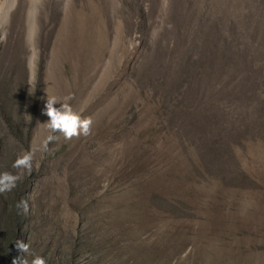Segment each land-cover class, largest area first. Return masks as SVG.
Here are the masks:
<instances>
[{"label": "rangeland", "instance_id": "rangeland-1", "mask_svg": "<svg viewBox=\"0 0 264 264\" xmlns=\"http://www.w3.org/2000/svg\"><path fill=\"white\" fill-rule=\"evenodd\" d=\"M29 1L15 0L0 27V174L19 177L16 208H29L19 217L29 253L18 256L28 264L37 256L46 264H264V66L244 83L260 91L247 99L252 138L235 151L219 146L234 179L191 172L193 146L173 135L149 90L173 83L170 55L163 46L155 53L161 35L178 44L199 27L198 49H215L214 65L230 73L252 59L264 65V0ZM167 49L181 61L191 52ZM193 60L199 76L206 66ZM51 98L91 118L92 134L53 133L44 114ZM189 132L198 145L199 127ZM25 153L30 171L14 167ZM8 194H0V233Z\"/></svg>", "mask_w": 264, "mask_h": 264}, {"label": "trees", "instance_id": "trees-1", "mask_svg": "<svg viewBox=\"0 0 264 264\" xmlns=\"http://www.w3.org/2000/svg\"><path fill=\"white\" fill-rule=\"evenodd\" d=\"M202 34L198 27L189 32V38L185 42L178 44L172 35H161V42H158L154 49L156 53V50L163 46L162 55H170L173 68L168 78L172 79L173 83L165 87H156V90L149 89L150 99L162 108L160 117L166 120L167 127H170L173 135L178 134L179 140L185 143L187 141L193 146L196 152L193 160L196 161L192 160L193 166L189 165V168L195 176L210 178L232 174L228 177L234 179L236 169H230V159L219 149V146L226 142L229 149L235 151L245 140L252 138L250 136L253 127L248 126L252 112L248 110L247 99L249 93L259 94L260 91L250 92L251 89L246 88L247 85L245 86L244 83L254 82L264 65L253 66L252 59V62L246 66L241 64L240 71L230 73L227 71L228 65H214L215 49L214 52L198 49ZM141 46H144V41L141 42ZM168 46H176L177 49L182 46L190 49L191 52L184 61H181L178 56L172 57L167 49ZM156 54L159 58V53ZM194 58L199 60L200 66H206V68L200 67L199 76L190 73L191 69L196 68ZM161 65L167 67V73L170 72L168 63ZM178 95L179 98L176 99ZM200 111V121L192 118ZM191 120L199 125L191 127ZM195 127H199L198 145L189 132L190 128L194 130ZM20 195L21 189L15 188L9 192L4 203L8 218L0 233V264H12L13 259L19 257L15 242L20 238L19 217L21 216L16 208Z\"/></svg>", "mask_w": 264, "mask_h": 264}, {"label": "clouds", "instance_id": "clouds-1", "mask_svg": "<svg viewBox=\"0 0 264 264\" xmlns=\"http://www.w3.org/2000/svg\"><path fill=\"white\" fill-rule=\"evenodd\" d=\"M57 103L55 98L47 99L44 111V114L48 117L47 124L53 133L61 134L68 141L79 139L82 136L88 137L92 134L94 122L91 118L81 117L68 105H61L57 108L54 106ZM55 138V136H52L49 139ZM32 160L33 154L25 153L16 160L14 167L30 171ZM18 180L19 177L11 173L0 174V194L12 191L17 186ZM17 209L18 214H27L29 210L27 202L20 201L17 204ZM15 247L21 253H29L30 246L21 240H16ZM12 264H28V261L20 256L13 259ZM31 264H46V261L43 257L37 256L31 261Z\"/></svg>", "mask_w": 264, "mask_h": 264}, {"label": "bare ground", "instance_id": "bare-ground-1", "mask_svg": "<svg viewBox=\"0 0 264 264\" xmlns=\"http://www.w3.org/2000/svg\"><path fill=\"white\" fill-rule=\"evenodd\" d=\"M13 2H15V0H3L0 3V27L1 28L4 26V24L6 22L8 10L12 6ZM33 3H35V2H33ZM30 7H31L30 10L33 9L32 5Z\"/></svg>", "mask_w": 264, "mask_h": 264}, {"label": "water", "instance_id": "water-1", "mask_svg": "<svg viewBox=\"0 0 264 264\" xmlns=\"http://www.w3.org/2000/svg\"><path fill=\"white\" fill-rule=\"evenodd\" d=\"M12 6H13V4H12ZM12 6H11V7H12Z\"/></svg>", "mask_w": 264, "mask_h": 264}]
</instances>
